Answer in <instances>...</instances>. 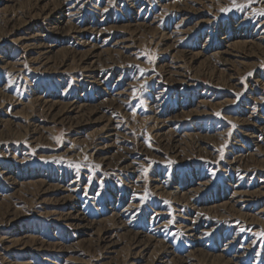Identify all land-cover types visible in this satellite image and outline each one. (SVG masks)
<instances>
[{"label":"rangeland","instance_id":"374dc122","mask_svg":"<svg viewBox=\"0 0 264 264\" xmlns=\"http://www.w3.org/2000/svg\"><path fill=\"white\" fill-rule=\"evenodd\" d=\"M261 13L0 0V264H264Z\"/></svg>","mask_w":264,"mask_h":264},{"label":"bare ground","instance_id":"6f19581e","mask_svg":"<svg viewBox=\"0 0 264 264\" xmlns=\"http://www.w3.org/2000/svg\"><path fill=\"white\" fill-rule=\"evenodd\" d=\"M60 21H61V20H60ZM57 23L60 24L61 22H57ZM60 25H61V24H60ZM263 39H264V37H263ZM94 79H95V78H94ZM122 215H123V214H122ZM115 216H116V215H115ZM76 217H77V216H76ZM117 217H118V216H117ZM80 219H81V218H80ZM83 220H84V219H83ZM78 222L81 223L82 221L79 220ZM135 236H136V235H135ZM135 245H136V243H135ZM138 245H139V244H138ZM139 246H140V245H139ZM139 246H138V247H139ZM140 247H141V246H140ZM140 247H139V248H140ZM143 247H144V246H143ZM143 247H141V248L143 249ZM141 248H140V249H141ZM134 250H135V249H134ZM143 250H144V249H143ZM145 251H146V250H145ZM138 252H139V251H138ZM139 254H140V253H139Z\"/></svg>","mask_w":264,"mask_h":264},{"label":"snow or ice","instance_id":"6c2138e0","mask_svg":"<svg viewBox=\"0 0 264 264\" xmlns=\"http://www.w3.org/2000/svg\"><path fill=\"white\" fill-rule=\"evenodd\" d=\"M261 15H264V13H261Z\"/></svg>","mask_w":264,"mask_h":264}]
</instances>
